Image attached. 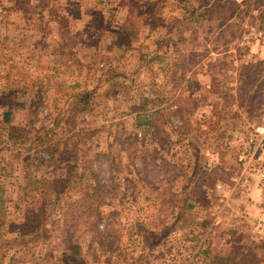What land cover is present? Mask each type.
<instances>
[{
  "label": "rangeland",
  "instance_id": "1",
  "mask_svg": "<svg viewBox=\"0 0 264 264\" xmlns=\"http://www.w3.org/2000/svg\"><path fill=\"white\" fill-rule=\"evenodd\" d=\"M257 1L0 0V247L27 171L61 175L41 129L56 150L79 144L108 190L110 252L97 243L94 261L85 238L89 264H203L210 223L222 244L233 230L264 239V53L240 42ZM158 109V129L137 126ZM14 251L1 264H21Z\"/></svg>",
  "mask_w": 264,
  "mask_h": 264
},
{
  "label": "trees",
  "instance_id": "2",
  "mask_svg": "<svg viewBox=\"0 0 264 264\" xmlns=\"http://www.w3.org/2000/svg\"><path fill=\"white\" fill-rule=\"evenodd\" d=\"M93 93L77 94V101L89 106ZM190 101L191 98L188 102ZM173 104L177 110L180 109V97ZM164 112L163 109H158L150 115L143 114L145 119L139 120L137 126L149 130L158 129ZM142 113L143 110L139 111L138 118H141ZM45 131L51 129L36 132L35 140L46 150L45 160L50 163L49 167L56 169L61 175L51 180H42L35 179L27 171L24 189L27 205L22 212V221L10 225L9 233L13 239L6 240L0 247V264L11 249H15L14 255L20 254L21 264H89L83 255V243L87 237L90 238V253L87 252L97 262V243L104 253L110 252L108 242L112 229L108 224L103 230L98 225L103 218L102 207L107 202L105 197H99L98 194L101 190H108L96 182L97 168L93 165L95 159L79 155L82 150L78 149L79 144L56 150V145L51 142L53 138L44 136ZM43 167L44 163L36 165V171L40 172ZM66 169H71L68 176L65 175ZM188 208L192 210L194 205H189ZM4 215V208L0 207V216ZM81 222L87 224L86 229L81 227ZM209 225L211 230L207 245L200 246L196 255L203 264H264V239L233 230L231 242L222 244L218 241L220 238L214 236L215 230L221 228L212 223ZM111 259L109 257L106 261L109 263Z\"/></svg>",
  "mask_w": 264,
  "mask_h": 264
},
{
  "label": "built area",
  "instance_id": "3",
  "mask_svg": "<svg viewBox=\"0 0 264 264\" xmlns=\"http://www.w3.org/2000/svg\"><path fill=\"white\" fill-rule=\"evenodd\" d=\"M262 6V11L259 12L256 10V14L261 18L259 23L252 24L248 26L247 29L243 32L241 36V46L251 53H264V0H258ZM259 5V4H258ZM257 132L262 136V140H264V126H258ZM264 176V175H263Z\"/></svg>",
  "mask_w": 264,
  "mask_h": 264
}]
</instances>
